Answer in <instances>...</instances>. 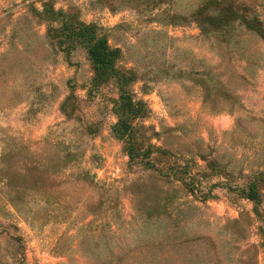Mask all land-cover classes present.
<instances>
[{
    "label": "rangeland",
    "instance_id": "obj_1",
    "mask_svg": "<svg viewBox=\"0 0 264 264\" xmlns=\"http://www.w3.org/2000/svg\"><path fill=\"white\" fill-rule=\"evenodd\" d=\"M46 3L119 53L151 164ZM0 264H264V0H0Z\"/></svg>",
    "mask_w": 264,
    "mask_h": 264
},
{
    "label": "trees",
    "instance_id": "obj_2",
    "mask_svg": "<svg viewBox=\"0 0 264 264\" xmlns=\"http://www.w3.org/2000/svg\"><path fill=\"white\" fill-rule=\"evenodd\" d=\"M41 16L46 20V39L51 41L60 53L70 57L78 49L86 52L95 72L89 91L99 92L101 87L113 81L117 83L120 93L118 99L112 102L117 119L113 132L127 145L132 163L151 164L154 153L149 152L148 158L144 159L143 153H140L135 144L138 128H144V125L137 123L143 118L144 104L136 101L133 94L126 90L125 77L116 72L119 53L110 47L102 30L96 25L78 21L74 15L65 10H58L50 3L44 5ZM153 148L150 146L149 151ZM89 176L90 174H86L83 180Z\"/></svg>",
    "mask_w": 264,
    "mask_h": 264
}]
</instances>
